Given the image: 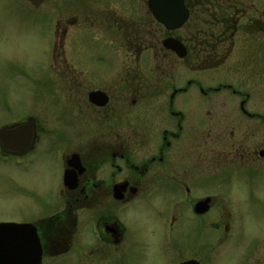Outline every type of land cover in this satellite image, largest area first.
Wrapping results in <instances>:
<instances>
[{"label":"rangeland","instance_id":"1","mask_svg":"<svg viewBox=\"0 0 264 264\" xmlns=\"http://www.w3.org/2000/svg\"><path fill=\"white\" fill-rule=\"evenodd\" d=\"M147 1L0 0V131L30 116L43 122L42 144H67L68 150L77 148L70 144H112L92 141L87 112L74 132L51 126L60 95H87L119 80L126 87L124 144H138L136 119L128 120L139 98L133 94L150 90L133 88L152 77L165 102L191 82L182 108L189 122L178 144H205L184 156L205 161L197 194L187 206L165 197L141 199L126 221L141 228L140 246L125 264H264V160L255 156L264 151V0H188L190 21L174 33L152 20ZM168 37L189 47L186 61L163 50ZM135 45L141 52L130 48ZM144 109L156 114L158 107ZM44 120H52L45 130ZM158 121L151 132L162 143L165 125ZM39 176L8 167L0 155V225L22 224L37 213L38 197L24 189L40 187ZM207 196L211 211L197 218L192 207ZM77 216L86 223L85 211Z\"/></svg>","mask_w":264,"mask_h":264},{"label":"flooded vegetation","instance_id":"2","mask_svg":"<svg viewBox=\"0 0 264 264\" xmlns=\"http://www.w3.org/2000/svg\"><path fill=\"white\" fill-rule=\"evenodd\" d=\"M149 14L157 24L150 11ZM130 48L136 53L141 52L139 45ZM167 53L177 58L173 53ZM64 80L70 81L73 89L76 88L77 83L72 78ZM145 83H150L151 87L143 86ZM145 83H140L139 87L136 85L133 90L148 88L150 93L133 94V97L139 98L132 100L131 109L136 110L128 117L130 122L134 117L136 119L134 131L138 144H124L126 87L119 80L113 82L109 89H91L87 95H60L58 101L61 100L60 105L64 108L59 107L57 115H53L52 126L49 124L52 120H44L43 126L44 130L46 126H51L52 129L74 132L79 128V118L87 112V126L95 134L92 141L112 144H70L77 147L74 150H68L67 144H42L39 128L43 122L30 116L9 127L32 124L34 138L26 153L5 152L0 142V155L8 162V167L20 169L27 176L38 173L40 178L43 177L40 187L26 186L24 189L27 195L38 197L39 209L36 215L22 223L37 230L43 250L42 264L47 261L125 264L126 257L135 255L140 246L141 228L126 221L129 211L142 204L141 199L165 197L175 199V205L187 206L189 199L197 194V182L200 172L203 175L205 171V161L198 158L188 162L184 156L186 151L195 147L203 149L205 144H178L184 139V128L189 122L182 108L185 104L183 97L188 95L191 82L185 89L174 90L165 102L152 77ZM77 87L80 88L79 85ZM199 90L201 98H205L204 89ZM95 92L107 98L106 105L90 100ZM82 106L86 109H78ZM153 106L158 107L156 114L144 109ZM241 111L248 116L244 104ZM161 120L165 129L161 133L162 143H159L157 134H152L151 130L157 121L161 125ZM255 156L264 160V151L255 152ZM252 157L251 153L243 155L247 163L252 162ZM66 175L70 180H76V185L72 182L66 184ZM206 199H211L212 208L213 197L196 201L192 208L197 218L207 215L195 213L196 206ZM83 211L86 214L85 224L80 223L77 216ZM172 221L173 229L177 219Z\"/></svg>","mask_w":264,"mask_h":264},{"label":"water","instance_id":"3","mask_svg":"<svg viewBox=\"0 0 264 264\" xmlns=\"http://www.w3.org/2000/svg\"><path fill=\"white\" fill-rule=\"evenodd\" d=\"M187 0H149L148 7L157 21L168 32H176L185 27L190 20V12L186 7ZM163 47L174 53L179 59L188 56L187 48L177 39L167 38ZM90 100L106 105L107 98L100 92L91 94ZM105 103V104H104ZM34 138L32 124L20 125L15 128H5L0 131V142L5 152L17 154L26 153L32 146ZM70 180L66 175V184ZM211 199L200 202L196 208L197 215L207 214L211 207ZM43 250L37 230L32 225L2 224L0 225V264H42ZM181 264H200L190 260Z\"/></svg>","mask_w":264,"mask_h":264}]
</instances>
